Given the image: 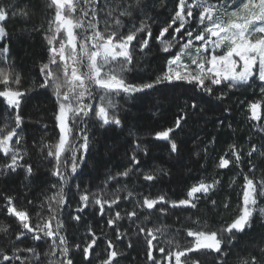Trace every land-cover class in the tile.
Returning <instances> with one entry per match:
<instances>
[{"label": "snow or ice", "instance_id": "snow-or-ice-1", "mask_svg": "<svg viewBox=\"0 0 264 264\" xmlns=\"http://www.w3.org/2000/svg\"><path fill=\"white\" fill-rule=\"evenodd\" d=\"M48 7L54 8V15L44 29L49 55L47 62L39 67V83L33 82L32 87L21 88L20 75L7 64L8 47L0 48V58L6 64L0 67V98L15 110L14 126L6 122L0 127V154L7 158L0 165V176L14 173L18 168L25 169L26 178L33 174L32 165L22 163L27 150L21 146L22 136L18 132L22 124L19 109L22 97L34 88L49 89L55 98L56 111L53 115L59 129L58 139L55 143L42 142L39 151L45 159L54 161L51 172L58 178L59 184L53 185L57 191L39 205L35 222L28 211L17 209L14 197H4L7 215L14 217L19 227L11 238L7 235L11 225H0V234L10 245L0 247V264H73L66 236L61 234L64 228L62 213L68 203L65 185L88 152L87 120L90 115L101 127L122 126L115 112V97H132L158 85L183 83L191 85L192 91L199 90L210 97L216 89L219 94L214 98L223 101L226 99L224 88L251 87L254 79L260 82L259 90L264 94V0H176L173 14L155 36L151 31L152 18L147 14L149 6L145 0H49ZM139 13H143L142 18ZM134 14L138 22L125 25L124 20ZM17 16L29 20L31 14L16 4H0V38L8 34L4 22ZM138 36L140 39H137ZM150 43L158 45L159 51L165 54L166 70L154 79L130 82L127 74L135 67L134 50L147 55L145 50L151 51ZM93 89L100 90L98 98ZM189 106L195 109L197 104ZM262 106L264 100L248 105L250 120L262 121ZM186 119V114L178 115L172 127L157 131L153 139L166 141L170 151L176 153L178 145L172 134L181 128L182 121ZM219 123L223 124V121ZM261 130L264 131V128ZM135 147L144 155L148 154L147 146L137 143ZM229 147L231 158H228V153L222 155L217 168L240 167L243 149L235 144ZM204 151L207 152V149ZM254 154L264 156V150L253 145L245 153L249 172L253 176L241 169L244 182L238 214L230 222L212 230H208L206 222L201 225L199 218L193 219L197 227L185 229L187 237L192 238L186 246L176 239L179 229L175 234H169V226L155 224L148 227L152 210L163 216L168 214L167 208H157V205L195 210L205 198H209V203L215 208L217 201L210 199V194L220 184L218 178L211 182L198 181L189 188L186 198L178 201H169L163 194L155 198L144 196L142 200L135 201L136 193L127 191L124 198L134 200L135 206L123 215L113 210L121 202L120 189L108 199L104 198L103 192L90 193L85 189L79 193V204L74 209L75 214L69 213V219L79 223L81 214L90 207H98V214L105 216L107 207L110 211L106 223L115 231L117 240L128 237V233L121 232L118 226V222L125 219L135 227V234L143 237L148 264H201L192 253H211L216 264H227L230 252L238 244V236L246 234V230L251 228L254 214L264 218V207L259 206L260 198L264 197V176L256 178L254 175L257 171L251 163ZM131 161L133 165L140 164L135 153ZM132 172L133 168L127 167L109 179L127 178ZM142 178L151 182L157 176L149 172L144 173ZM235 182L236 177H233L231 183ZM228 207L229 203L225 201L223 208ZM139 212H145V215L141 217ZM87 231L89 239L84 247L81 249L79 244L75 247L82 252L85 261H90L101 237L91 227ZM26 239L36 243L21 247ZM44 245H47V251L43 250ZM127 247H132L131 238L127 239ZM104 251L105 257L99 264H120L118 257L122 253L111 239L106 241ZM237 264H264V244L238 254Z\"/></svg>", "mask_w": 264, "mask_h": 264}, {"label": "trees", "instance_id": "trees-1", "mask_svg": "<svg viewBox=\"0 0 264 264\" xmlns=\"http://www.w3.org/2000/svg\"><path fill=\"white\" fill-rule=\"evenodd\" d=\"M48 3L49 0H0V4H16L21 8H26L31 14L29 20L17 16L5 21L4 25L8 34L0 42V48L8 47L7 64H10L12 69L20 75L21 88H30L33 82L39 83L41 80L39 67L47 62L49 53L44 39V29L54 15V8H49ZM156 4L152 14L156 16L158 25L151 27L153 36L157 34L160 25L169 20L170 8L174 10L176 0H157ZM142 35L143 33L140 34ZM150 47V52L145 50L147 55L140 53L138 49L134 50L135 67L132 75L134 81L142 82L143 78L145 81L154 79L165 70V54L159 51V46L155 43H150ZM5 66V61L0 58V67ZM139 66L142 68L138 69ZM223 91L226 93V99L218 101L214 98L219 94L216 89L210 97L199 90L192 91L191 85L163 84L148 92L136 94L130 100L123 101L120 109L115 111L122 122L121 127L113 125L101 127L99 122L90 115L87 120L90 138L88 152L77 172L69 176L68 183L65 185L68 203L62 213L64 228L61 234L66 236L73 264H82L84 260L83 256L81 257L82 252L77 250L75 245L79 244L81 249L84 247L89 239L86 234L89 227L101 237L93 249L95 256L104 251L108 239L115 237V231L106 223V216L109 213L107 209H105V212H108L107 215L101 216L98 213V215L95 214L98 207H90L81 214L82 219L79 223L71 221L69 225L65 223L63 215L68 209L74 212V206L79 204V193L85 189L90 193L103 192L105 199L120 189L121 202L114 206L113 210H118L123 215L125 211H129L123 208L126 192L124 187L127 185H131L133 191L142 198L144 196L152 198L154 193L160 192L166 196V199L178 201L186 198L192 183L203 177L212 179L214 176L212 174L216 171L222 183L220 188L218 187L215 208L202 203L194 212L188 209L171 208L168 205H157V208H167L168 214L165 216L167 222H174L179 226L188 222L190 224L196 218L200 219L201 225L209 221L210 224L208 222L207 225L214 226L219 220L229 218L232 214L231 209L235 206V197H237L236 190L228 186V177L232 169L229 166L227 169L218 171L215 170V165L225 153H228V158H231L230 145L235 144L241 149L240 146L251 145L257 137L249 122L248 105L261 101L262 97L259 82L255 79L251 87L246 86L234 90L224 88ZM93 92L97 97V89H93ZM192 103L197 104L195 109L189 106ZM55 111V98L49 89L34 88L22 97L19 109L22 124L19 133L22 136L21 146L27 150L22 163L31 164L33 174L26 178L25 169L18 168L14 173L9 172L7 176H0V225H11L7 234L11 238H14V232L19 226L14 217L7 215L4 208V197H14L17 209L28 211L32 221L35 222V214L39 205L57 191L53 185H58L59 181L51 172L54 161L50 158L45 159L39 151L42 142L55 143L58 139L59 129L53 115ZM181 114H186L187 119L182 121L181 128L172 134L178 145V151L172 153L166 141H158L153 137L157 131L172 127L175 118ZM261 114L264 116V106L261 108ZM13 115H15V110L9 108L6 101L0 98V127L6 122H11L14 126ZM219 121H223V124ZM45 125H47L46 128ZM137 143L147 146V155L136 150ZM205 148L207 152L204 151ZM133 153L140 160L139 165H133L131 161ZM257 157L258 155L254 154L251 160L256 161L254 159ZM6 159L3 154H0V165L5 163ZM127 167L133 168V172L127 178L109 179ZM149 172L155 173L157 179L151 182L143 180V174ZM118 185L121 188H118ZM227 197L230 198L229 207L224 209L223 203ZM152 211L155 215L158 213L155 209ZM257 215L258 213L254 214L252 226L246 230V234L238 236L237 245L243 253L255 249L253 247L241 248L248 241H252L255 245H261L264 242V228L257 229L259 225L256 221ZM190 217L192 219H189ZM126 220H123L122 224ZM104 236L107 238H103ZM35 243L31 239H26L20 246L25 247ZM120 244L124 246V241L122 240ZM0 247H10L2 234H0ZM43 250L47 251V245H44ZM124 252L122 260L129 264H140L145 260V253L138 243L133 242L132 247L130 249L126 247ZM21 255L26 254L21 253ZM210 258L213 264H216L213 255H210ZM230 260L228 257L227 264L232 263ZM93 261L94 256L87 264H93Z\"/></svg>", "mask_w": 264, "mask_h": 264}, {"label": "rangeland", "instance_id": "rangeland-1", "mask_svg": "<svg viewBox=\"0 0 264 264\" xmlns=\"http://www.w3.org/2000/svg\"><path fill=\"white\" fill-rule=\"evenodd\" d=\"M156 1L157 0H145V3L149 6L148 7V9H147V14H148V16H150L151 18H152V20L150 21V23H151V27H152V25H158V20H157V18H156V16H154L153 14H152V10H154L155 8H156V6H157V4H156ZM173 9L172 8H170V14H169V18L171 17V15L173 14ZM141 18L143 17V13H139L138 14ZM127 19H129V18H126L125 20H124V23H125V25H129L130 23H132V22H138V20H137V15L136 14H134L133 15V17L132 18H130V20H127ZM164 24V23H163ZM162 24V25H163ZM162 25H160V27L162 26ZM101 26H103V22L101 21ZM127 29L125 28L124 29V31H126ZM4 38L5 37H3V38H0V42L1 41H3L4 40ZM138 39H140V36H139V38ZM7 57H8V53H7ZM142 67L141 66H139L138 67V69H141ZM165 70H166V63H165ZM136 72H138V70L136 71ZM133 75V71L131 72V73H128L127 74V76H128V79H129V81L130 82H135V83H141V81H134V77L132 76ZM145 81V79L143 78V80H142V82H144ZM256 82H259L258 80H256ZM260 83V82H259ZM260 91V90H259ZM101 93H100V90L99 89H97V98L99 97V95H100ZM137 94H140V93H137ZM260 94H261V97H262V100H264V94H262L261 92H260ZM136 95V94H135ZM134 95V96H135ZM134 96H132V97H128V96H124V95H121V96H117V97H115V101H116V105H117V107H116V109H115V111L117 112L119 109H120V107L122 106V104H123V101H125V100H127V99H132ZM249 122H250V124L253 126V131H254V135H256L257 137L256 138H254V140L251 142V145L250 144H247L246 145V147H244V146H240L241 147V149H243V152L241 153V155H242V157H243V160H242V163H241V165H240V167H236L235 165H230V167H231V171H232V173L229 175V177H228V186L229 187H231V189H235L236 190V193H237V197H235V206L234 207H232V209H231V215L229 216V218H225V217H227V215H225V219H223V220H219L217 223L218 224H216V225H214V226H209V225H207L208 226V230H212V229H214V228H217V227H219L220 225H222V224H224L225 222H230L237 214H238V211H239V208H238V206L241 204V190H242V185H243V175H241L240 173H241V169H243V171L246 173V174H248L250 177L251 176H253V173H251V172H249V163H248V158L245 156V153L248 151V149L251 147V146H253V145H255L258 149H261V150H264V131H262L261 129L262 128H264V116H262V121L261 122H256V121H252V120H250L249 119ZM18 132H19V129H18ZM230 157H231V154H230ZM254 160H256V161H253V160H251V163L255 166V168H256V172H255V177L256 178H260L261 176H264V156H258L256 159H254ZM217 164H218V162L216 163V165H215V170H220L221 171V169H219V168H217ZM214 170V171H215ZM137 171H139V170H137ZM216 173H218V172H214V174H212V175H214L213 176V178L212 179H214V178H218L219 180H220V184L222 183V181H221V178L218 176V174H216ZM233 177H236V182H235V184H232L231 183V181H232V178ZM203 180H205L206 182H211V178H208V177H203L202 178ZM201 179V180H202ZM200 181V180H199ZM198 182V181H197ZM197 182H195V183H192L191 185H190V187L193 185V184H196ZM218 185L217 186V188H216V190L214 191V192H212L211 194H210V199H215V198H217V193H218V191H219V188H220V186L221 185ZM118 188H121V187H119V185L117 186ZM219 187V188H218ZM123 188V187H122ZM124 190H126V192L124 193V196H126V194H127V191H133L134 189H133V187L131 186V185H127V186H125L124 187ZM134 193H135V191H133ZM159 195H162L160 192H156V193H154V196H152V198H155V197H158ZM230 198L229 197H227L226 198V200L225 201H227L228 203L230 202V200H229ZM138 200H142V197L140 196V195H138V194H136V196H135V201H138ZM216 200V199H215ZM135 201L134 200H128V199H125V207H123L124 208V210H126V209H128L129 211H131L132 209H133V207L135 206ZM169 201H172V200H169ZM203 204V205H209V206H211V204L209 203V198H205V199H202L200 202H199V204ZM199 204H198V206H199ZM78 206V204H76L74 207L76 208ZM259 206H261V207H264V197H262V198H260V200H259ZM73 207V206H72ZM121 208V210H122V207H120ZM198 208V207H197ZM105 209H107V211L109 212L110 210L106 207ZM179 209V208H178ZM180 209H185V210H190V211H195V210H193V209H191V208H183V207H180ZM105 212V214L106 213H108V212ZM72 213V214H75L72 210H67L66 211V213L63 215V217H64V219H65V223L66 224H70V221L71 222H73V223H77V222H75L74 220H71V219H69V213ZM152 212H154V211H152ZM98 213V209L96 210V212H95V214H97ZM98 215V214H97ZM107 215V214H106ZM139 215L142 217L143 215H145V212H139ZM165 216H163V215H161L160 213H156V215L155 214H153L152 213V217H151V219L149 220V222H148V227H152L153 225H155V224H160V225H166V226H169V234H175L176 233V229H179L180 231H179V233L176 235V239L179 241V243L182 245V246H186V244H187V242L188 241H190L192 238L191 237H187V235H186V231H185V229H188V228H196L197 227V225L196 224H194L193 222L192 223H190L189 224V222H188V218H186V222H188V223H186V224H183L182 226H179V225H177L176 223H174V222H167V220H166V217L164 218ZM196 217V216H195ZM257 222H258V227H257V229H262V228H264V218H262L259 214L257 215ZM179 220H181V219H179ZM122 222H123V220H121L120 222H119V224H118V226H119V228H120V231L121 232H126V233H128V237H126L123 241H124V246L123 245H121L120 244V242L122 241V240H117L116 239V233L114 232V235H115V237L114 238H111V240L114 242V245H115V247H116V249L119 251V252H121L122 253V255L121 256H119L118 257V259H119V262H120V264H129L127 261H124V260H122L123 259V257H124V251L126 250V247H127V239L128 238H131V241H132V244H133V242L134 243H138V245H140V247L143 249V253H145V260L143 261V262H141L140 264H148V261H147V258H146V244H145V241H144V239H143V237L142 236H140V237H138L135 233H136V229H135V227L131 224V222L129 221V220H126V222L124 223V224H122ZM209 221H207V223H208ZM208 224H210V222L208 223ZM71 226H69V228H70ZM87 233L86 234H88V231H86ZM72 233V232H71ZM111 236V235H110ZM103 238H107L106 236H104ZM118 242H119V244H118ZM154 243H157V242H155L154 241ZM262 244H264V242L262 243ZM106 246V245H105ZM256 246L257 245H255V243L253 244L252 243V241H248L247 243H246V245L245 246H242L241 248H243V249H250V248H256ZM106 248V247H105ZM105 248H104V250H105ZM127 249H130L129 247H127ZM154 255H157V253H153ZM238 254H244L243 253V251L241 250V249H239V246L237 245V246H235L234 247V249H233V251L232 252H230V255H229V258L231 259L230 260V263H231V261H232V263L231 264H237V255ZM210 255H213V254H211V253H208V254H206V255H201V254H199V253H192V256L193 257H197V258H199L200 259V261H201V264H213V261L211 260V258H210ZM94 256V263L93 264H99V262H100V260H102V259H104V257H105V251H101V252H99L98 254H96V256H95V254L94 255H92V257ZM81 257H82V254H81ZM87 262L88 261H85V260H82V264H87Z\"/></svg>", "mask_w": 264, "mask_h": 264}, {"label": "bare ground", "instance_id": "bare-ground-1", "mask_svg": "<svg viewBox=\"0 0 264 264\" xmlns=\"http://www.w3.org/2000/svg\"><path fill=\"white\" fill-rule=\"evenodd\" d=\"M14 116V115H13ZM11 123V122H10Z\"/></svg>", "mask_w": 264, "mask_h": 264}]
</instances>
